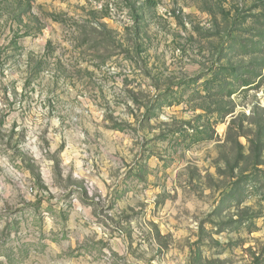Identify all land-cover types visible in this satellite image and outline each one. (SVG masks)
<instances>
[{
  "label": "rangeland",
  "instance_id": "rangeland-1",
  "mask_svg": "<svg viewBox=\"0 0 264 264\" xmlns=\"http://www.w3.org/2000/svg\"><path fill=\"white\" fill-rule=\"evenodd\" d=\"M0 264H264V0H0Z\"/></svg>",
  "mask_w": 264,
  "mask_h": 264
}]
</instances>
